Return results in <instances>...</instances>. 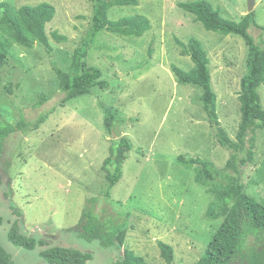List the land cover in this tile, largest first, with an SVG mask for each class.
I'll use <instances>...</instances> for the list:
<instances>
[{
  "label": "rangeland",
  "instance_id": "rangeland-1",
  "mask_svg": "<svg viewBox=\"0 0 264 264\" xmlns=\"http://www.w3.org/2000/svg\"><path fill=\"white\" fill-rule=\"evenodd\" d=\"M193 1L198 0H139L138 6L111 8V20L146 16L152 27L139 38L107 30L98 33L88 64L102 71L109 87L94 88L91 95L58 107L38 131L8 138L0 159V243L16 263L47 264L40 252L61 246L92 252L94 259L87 264H114L125 249L147 264H169L159 248L163 242L173 248L170 264H197L224 220L210 217L221 210L222 203L218 185L208 182L197 165L181 162L179 157H201L222 168L229 154L211 133L199 102L202 90L179 83L171 70L172 65L186 71L194 67L176 39L184 44L190 38L201 41L210 59L218 118L233 140L241 122L240 81L246 73L248 48L239 36L207 31L178 6ZM207 1L224 18L264 42V0H256L252 12L248 0ZM2 2L15 8L47 2L56 10L47 25L52 57L38 44L32 48L15 44L0 69V114L15 123L19 109L33 119L56 106L53 99L59 82L51 60L69 67L91 25L93 5L91 0ZM54 31L67 40L56 41ZM5 86L12 89L11 95ZM259 94L264 108V86ZM41 95L50 100L37 108ZM105 109L116 115L118 138H128L133 145L111 201L94 205L103 219L118 213L133 218L125 245L110 249L87 242L74 230L88 200L97 197L105 183L101 167L111 140L104 125ZM244 182L248 193L264 202V130L258 133L254 161L244 169ZM15 223L21 234L46 245L34 251L13 245L8 233Z\"/></svg>",
  "mask_w": 264,
  "mask_h": 264
},
{
  "label": "trees",
  "instance_id": "trees-1",
  "mask_svg": "<svg viewBox=\"0 0 264 264\" xmlns=\"http://www.w3.org/2000/svg\"><path fill=\"white\" fill-rule=\"evenodd\" d=\"M93 15L91 25L85 36L74 50L69 67L62 68L53 58L51 66L58 79V94L54 98L55 107L41 111L37 117L27 118L19 109L20 116L15 123H10L0 114V159L5 150V143L14 134L30 135L47 123L58 107L67 102L91 95L94 88L106 89L109 81L103 78L100 69L88 64L90 49L99 32L107 30L126 37H142L151 27L146 16L122 17L111 20L108 11L113 7L138 6L139 0H91ZM178 6L195 16L207 31L220 32L224 35L241 37L247 48L246 73L240 81L241 122L233 140L222 128L217 113V96L211 83L210 59L199 41L190 38L188 44L176 39L182 53L189 55L194 67L186 71L176 65L171 70L181 84L192 85L202 90L199 102L206 114L211 133L217 143L228 152L226 164L219 168L212 161L201 157H179V161L197 165L201 175L219 187V199L222 208L212 218L224 217L218 231L200 256L197 264H264V202L251 196L244 182V169L255 159L258 133L264 130V108L259 88L264 86V42L256 41L248 29L236 21L224 18L219 9L207 0L181 2ZM56 15L55 7L47 2L36 6L24 5L15 8L7 2L0 3V69L4 65L13 45L32 48L38 44L45 49L49 57L53 55L47 25ZM52 37L59 42L67 38L54 31ZM9 95L12 89L5 86ZM50 100L41 95L36 107L42 108ZM132 121V120H131ZM104 125L111 136L108 156L102 163L101 170L105 183L97 197L88 200L82 212L79 225L74 228L80 238L89 243L98 242L104 249L117 244L124 246L128 231L132 226L129 213H118L103 219L95 212L94 205L102 201H111L112 190L122 180L124 164L133 149L128 138H118L120 127L116 115L111 109L104 110ZM2 178L0 176V186ZM9 241L20 248L34 251L46 244L32 236L20 233L15 223L8 233ZM161 255L167 263L174 258L172 246L160 242ZM40 257L47 264H87L94 259L92 252H83L73 248L54 246L40 252ZM0 264H18L0 243ZM114 264H147L145 259L133 251L125 249L124 255Z\"/></svg>",
  "mask_w": 264,
  "mask_h": 264
},
{
  "label": "water",
  "instance_id": "water-1",
  "mask_svg": "<svg viewBox=\"0 0 264 264\" xmlns=\"http://www.w3.org/2000/svg\"><path fill=\"white\" fill-rule=\"evenodd\" d=\"M256 6V0H248V10L252 12Z\"/></svg>",
  "mask_w": 264,
  "mask_h": 264
}]
</instances>
